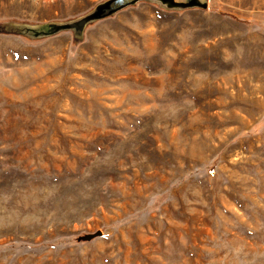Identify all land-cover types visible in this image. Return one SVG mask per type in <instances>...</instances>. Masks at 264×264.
<instances>
[{"label": "rangeland", "instance_id": "1", "mask_svg": "<svg viewBox=\"0 0 264 264\" xmlns=\"http://www.w3.org/2000/svg\"><path fill=\"white\" fill-rule=\"evenodd\" d=\"M115 1L0 0V264H264V0Z\"/></svg>", "mask_w": 264, "mask_h": 264}, {"label": "water", "instance_id": "2", "mask_svg": "<svg viewBox=\"0 0 264 264\" xmlns=\"http://www.w3.org/2000/svg\"><path fill=\"white\" fill-rule=\"evenodd\" d=\"M136 0H116L112 5H111V11H116L122 7H125L129 5L130 3L134 2ZM93 236H89L88 238H92Z\"/></svg>", "mask_w": 264, "mask_h": 264}]
</instances>
